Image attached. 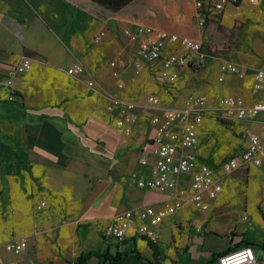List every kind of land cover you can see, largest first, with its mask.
<instances>
[{"label": "crops", "instance_id": "obj_1", "mask_svg": "<svg viewBox=\"0 0 264 264\" xmlns=\"http://www.w3.org/2000/svg\"><path fill=\"white\" fill-rule=\"evenodd\" d=\"M204 1L205 25L199 29L194 24L196 9L192 0L183 3L188 10L184 17L177 13L179 0H137L117 11L87 0H0V141L27 158L26 169L15 172L16 175L6 174V160L0 159V194L15 210L9 219L14 238L6 240L0 233L4 236L0 244L27 242L18 256L2 254L0 264H73L89 251L120 256L115 260L93 256L84 264H218L214 255L239 242L264 246V194H260L261 208L255 206L256 195L248 192L245 210L230 209L236 216L230 228L211 220L215 203L225 190L226 178L235 172L254 175L264 168L250 166L220 177L221 191L215 200H207L206 211L197 210L190 202L187 176L180 177L177 186L164 194L140 189L135 181L149 178L155 157L148 154L146 164L141 165L139 154L152 149L155 127L149 121L151 115L160 112L138 108L131 134L124 135L115 125L121 116L119 111L86 85L90 79L99 84L101 78L104 87L117 98L143 105L147 96H155L164 108L183 106L188 94L214 100L240 97L246 105L259 101L261 91L253 86L255 68L227 60H221V65L230 62L244 68L246 75L238 78L221 69L217 72L214 61L207 62L205 73L219 76L216 85L208 86L206 94L188 93L181 98L183 86L179 80L185 70L201 63L196 61L195 54L177 44H165L158 60L141 62L140 71L135 72L134 63L139 61L138 48L144 36L130 42L123 35L125 29L164 30L196 40L202 49L203 38L214 19L228 21L241 6L251 14L257 13L255 27L264 25V0H227L219 11L213 7L214 0ZM208 45L213 50L214 42ZM172 53L182 54L189 64L178 69L174 83L156 85L152 78L161 69L162 58ZM107 55L112 59L106 64ZM24 57L31 60V70L14 78L15 97L10 101L4 80L10 67ZM112 61L117 62L114 69L109 65ZM76 63L86 71L69 76L67 69ZM211 67L214 74L209 71ZM113 70L117 71L116 77L112 76ZM260 70L264 72L263 68ZM133 84L144 88L136 100L125 97ZM161 87L166 89L160 90ZM252 88L258 93L252 92ZM257 119L258 122H228L205 116L197 138V158L217 166L240 155L246 133L264 131V113ZM205 122L213 127L216 122L232 124V131L245 136L241 147L228 155L226 144L214 154L211 142L200 147V140L210 132L203 130ZM256 179L252 177L253 181ZM260 185L264 188L263 183ZM177 199L181 200L180 209L156 227L157 254L133 230L126 232L121 253L114 254L119 245L103 237L112 217L145 207L157 210ZM16 200L22 208L14 206ZM250 247L254 250L255 264H264V250Z\"/></svg>", "mask_w": 264, "mask_h": 264}, {"label": "built area", "instance_id": "obj_2", "mask_svg": "<svg viewBox=\"0 0 264 264\" xmlns=\"http://www.w3.org/2000/svg\"><path fill=\"white\" fill-rule=\"evenodd\" d=\"M195 7V20L197 27L201 29L205 25V1L192 0ZM227 0H214L213 7L216 11L223 8ZM123 35L130 42L139 43V61L134 63V70L138 73L142 67L141 62H154L158 60L165 44H177L184 51L195 54L196 61L201 63L206 55L202 52L198 41L175 34H167L164 31L151 28H137L132 31L125 29ZM100 36L95 40H99ZM189 64L182 54H170L162 58L161 69L156 73L155 79L159 83L172 84L178 78V69ZM110 67L115 68L117 62H110ZM222 71L242 78L246 75L244 68L225 62L221 65ZM31 70V60L27 57L10 67L5 87L9 90V100H13L15 92L13 80L18 75H23ZM85 67L76 63L66 71L69 76L75 77L85 72ZM112 76H117L113 70ZM254 89L261 91L259 101L246 105L240 97H222L218 100L206 96L188 94L184 98L183 106L178 108H164L160 106L159 99L155 96H147L143 105L133 103L125 99L104 93L96 81H87V89L99 94L108 100L109 105L116 108L121 114L115 121L116 127L124 134L130 135L135 122L138 119L137 109L142 108L148 112L159 111L160 114L151 115L150 124L155 127L153 147L150 151L144 150L139 154L138 162L146 164L148 154L155 157L154 165L148 179H137L135 186L140 189L166 193L175 188L178 179L187 176L190 190L189 200L194 208L200 211L208 209L207 200H215L221 191L220 177L230 175L240 169L250 166L264 168V131L247 132L246 144L240 155L225 160L217 166L201 162L196 156L197 138L201 122L205 116H212L218 121H248L258 122L259 114L264 113V72L260 69L253 71ZM121 87V86H119ZM264 126V122H262ZM181 200L165 203L160 209L152 207L143 208L133 212L126 210L118 213L106 226L103 237L119 245L114 254H120V248L126 238V232L133 230V234L156 244L159 236L156 230L158 224L166 217L174 215L181 207ZM44 203H40L43 206ZM246 217L244 216V219ZM25 240H14L3 245L0 244V256L2 254L20 255L26 248ZM251 247L239 249L227 255L217 258L218 264H255L256 258ZM16 264V263H15Z\"/></svg>", "mask_w": 264, "mask_h": 264}, {"label": "rangeland", "instance_id": "obj_3", "mask_svg": "<svg viewBox=\"0 0 264 264\" xmlns=\"http://www.w3.org/2000/svg\"><path fill=\"white\" fill-rule=\"evenodd\" d=\"M236 13L237 15H235L234 18L230 17L228 21L222 22L221 19H214L215 23H213L212 27L206 31V36L203 38L202 48V52L206 55V58L203 59L199 67H193L190 71L185 70L184 77L179 80L180 85L183 86L180 95L181 98L188 93L206 94L205 91L208 86L216 85L219 76L218 74L213 76L205 73L206 68H204V65L207 62L214 61L217 72L220 71L221 60H227L255 69H264V25L260 24L259 27H255L254 20L257 13L251 14L250 10H245L242 6L240 7V11ZM194 24L197 25L196 22ZM207 36H209V38H207ZM211 42H214L215 44L213 50H210L208 45V43ZM222 52H224L223 55H221ZM108 56L109 55H107V57ZM111 59L112 58L109 56L106 64ZM209 71L213 74L215 72L212 70V67ZM100 79L98 80L103 92L116 96L115 93L107 89V87H104L105 85ZM152 81L156 85L159 84L155 78H152ZM161 88L162 89L160 90L166 89L165 87ZM143 89L144 88L142 86L135 87L133 84L131 92H128V95H125V97L136 100L142 94ZM251 91L256 94L258 93L255 92L253 88ZM213 125L215 128L208 122L204 123L203 130L210 132L207 133L206 137L200 140V147H203L206 143L208 146L211 142V152L214 154L222 146H224V144H226L229 148L228 152H226L227 155L236 152L241 147V140L245 138V136L238 133V131H232V124L216 122ZM202 134H204V132ZM222 134H226V137ZM14 175L16 174L14 173ZM252 177L257 179L253 181ZM249 180L251 181L250 184ZM260 183L264 184V170H261L260 173L254 175L252 172H235L226 178L224 183L225 190L217 203H215L212 210L213 219L211 220L219 223L225 228H230L233 219L236 217L231 213L232 210L230 209L240 208L241 210H245L248 192H252L256 195L257 201L255 206L257 209L261 208L260 204L262 202V198L260 197V194H264V188L260 185ZM14 206L18 209L22 208L18 200L14 202ZM250 210H252V208H250ZM13 213H15V210L10 206V202L5 198V196L0 194V233L6 236V240L14 238L12 230H9V219L13 216ZM1 234L0 240L2 241L4 236Z\"/></svg>", "mask_w": 264, "mask_h": 264}, {"label": "trees", "instance_id": "obj_4", "mask_svg": "<svg viewBox=\"0 0 264 264\" xmlns=\"http://www.w3.org/2000/svg\"><path fill=\"white\" fill-rule=\"evenodd\" d=\"M87 1H89L95 5H98V6H102L104 9H107L109 11H117V10H121L123 8H126L130 5H132L137 0H87ZM161 1L165 2L168 0H161ZM184 1L185 0H179V3L177 5L178 15L183 16V17L188 13V10H186L185 5L183 4ZM149 28H151V27H149ZM157 31H164V30L158 29ZM164 32H166V31H164ZM170 34H175V33H170ZM1 158L6 160L5 173L8 175L15 173V172H20L21 170L26 169L27 158H26L25 154L20 153L19 151H12L8 146H6L3 142L0 141V159ZM146 242H147L148 246L151 248V250L153 251V253L157 254L158 253L157 246L154 243H151L149 241H146ZM250 246H255L257 248L264 250V246H256V245L251 244V243L239 242L238 244L230 247L227 251L222 252V253L217 254V255H214V258L217 259L221 255H227V254L232 253L234 251H237L239 249L241 250L243 248H247ZM93 256H95L96 258H99V259L104 258V259L115 260L120 255H115L114 257H112V256H108V255H100L96 251H89V252L79 256L77 258L76 262L73 264H84L87 262V260L89 258H91Z\"/></svg>", "mask_w": 264, "mask_h": 264}]
</instances>
